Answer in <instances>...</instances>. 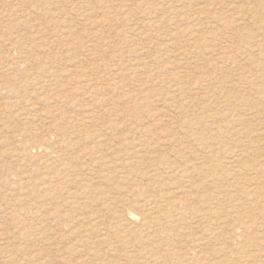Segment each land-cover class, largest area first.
<instances>
[{
    "label": "rangeland",
    "instance_id": "374dc122",
    "mask_svg": "<svg viewBox=\"0 0 264 264\" xmlns=\"http://www.w3.org/2000/svg\"><path fill=\"white\" fill-rule=\"evenodd\" d=\"M263 34L264 0H0V264H264Z\"/></svg>",
    "mask_w": 264,
    "mask_h": 264
},
{
    "label": "bare ground",
    "instance_id": "6f19581e",
    "mask_svg": "<svg viewBox=\"0 0 264 264\" xmlns=\"http://www.w3.org/2000/svg\"><path fill=\"white\" fill-rule=\"evenodd\" d=\"M235 21V20H234ZM157 22V21H156ZM233 23H235V22H233ZM238 23V22H237ZM235 25H236V23H235ZM240 25V24H239ZM213 30V29H212ZM139 35H141V34H139ZM264 35V34H263ZM251 38L252 39H255V38H257V36H258V34H254V33H251ZM224 39L227 41V42H232L231 41V37H230V39H226L225 37H224ZM262 39V38H261ZM261 39H259V40H261ZM255 40H257V39H255ZM254 41V40H253ZM225 48V47H224ZM233 48V47H232ZM232 48H230V50L232 49ZM249 50V49H248ZM233 51V50H232ZM231 51V52H232ZM234 51H235V49H234ZM230 52V53H231ZM245 52V51H244ZM242 53H240V55H241ZM183 55V54H182ZM239 55V54H238ZM145 58V57H144ZM223 58V57H222ZM234 59V58H233ZM159 60V59H158ZM223 60V59H222ZM159 63V62H158ZM165 67V66H164ZM263 68V67H262ZM160 69H162V70H165L164 68H160ZM168 69H171V68H168ZM167 70V69H166ZM199 72V71H198ZM159 73H160V71H159ZM251 73V72H250ZM165 74H167L166 72H165ZM165 74H163L164 76H166ZM155 75H156V73H155ZM154 75V76H155ZM205 75V74H204ZM250 75H252V76H254L253 74H250ZM150 76H152V75H150ZM198 76V75H197ZM169 77V76H168ZM175 77V76H174ZM155 78V77H154ZM165 78V77H164ZM173 78V77H172ZM179 78V77H178ZM256 78V77H255ZM264 78V77H263ZM153 79V78H152ZM172 82V81H174V79H172V80H169V82ZM163 82V81H162ZM175 82H177V79H176V81ZM180 82V81H179ZM184 82H185V80H184ZM184 82H183V84H184ZM186 82H187V80H186ZM188 82H190V81H188ZM193 82H194V80H193ZM264 82V81H263ZM178 83V82H177ZM179 84V83H178ZM199 84V83H198ZM256 84V83H255ZM254 84V85H255ZM164 85V84H163ZM174 85V84H173ZM263 85V84H262ZM176 86H178V85H176ZM258 86V85H257ZM184 87V86H183ZM187 87H189V86H187ZM159 88H162L161 86L159 87ZM190 89V88H189ZM220 88H218V90H219ZM222 89V88H221ZM183 90H185V89H183ZM218 90H217V92H218ZM264 90V89H263ZM263 90H261V91H263ZM186 91H187V89H186ZM261 91L259 90V92H260V94H261ZM189 92H191V89H190V91ZM193 94V93H192ZM220 94V93H219ZM241 94V93H240ZM264 94V93H263ZM262 95V94H261ZM264 96V95H263ZM217 97V96H216ZM215 97V98H216ZM247 97V96H246ZM208 98V97H207ZM203 99H206V98H204L203 97ZM209 99V98H208ZM225 99V98H224ZM230 99V98H229ZM228 99V100H229ZM262 100V99H261ZM264 100V99H263ZM188 101V100H187ZM213 101V100H212ZM226 101V100H225ZM230 101V100H229ZM194 102V101H193ZM202 102V101H201ZM206 102H208V100L206 101ZM215 102V101H214ZM218 102V101H217ZM216 102V103H217ZM227 102V101H226ZM264 102V101H263ZM220 103V102H219ZM218 103V104H219ZM244 103V102H243ZM170 105V104H169ZM168 105V106H169ZM227 105V104H226ZM240 105V104H239ZM253 105H254V102H253ZM255 106V105H254ZM257 106V105H256ZM164 107H167L166 105L164 106ZM164 107H163V109H164ZM241 108V107H240ZM250 108V107H249ZM163 109H161V110H157L156 112H155V116L156 117H162V116H166L167 115V113L169 112H167V109L166 110H163ZM169 109V108H168ZM179 109V108H178ZM180 109H181V107H180ZM252 109V108H251ZM250 109V110H251ZM255 109V108H254ZM242 110V109H241ZM253 111V110H252ZM107 114V113H106ZM252 114V113H251ZM232 116V115H231ZM241 116V115H240ZM253 117V116H252ZM255 117H257V116H254V118ZM235 119V118H234ZM237 119V118H236ZM241 120H239V122H240ZM235 123V122H234ZM217 124V123H216ZM236 124V123H235ZM235 124L233 125V126H235ZM240 124V123H239ZM245 125V124H244ZM246 126V125H245ZM239 127V126H238ZM240 128V127H239ZM220 129V128H219ZM232 129V128H231ZM254 129V128H253ZM222 130V129H221ZM247 130V129H246ZM245 130V131H246ZM260 130V129H259ZM219 131V130H218ZM234 131V130H233ZM173 132V131H172ZM212 132V131H211ZM213 132H214V130H213ZM256 132H258V131H256ZM169 133V132H168ZM166 134V133H165ZM186 134V133H185ZM234 134V133H233ZM241 134H245L244 132H241ZM169 135H170V133H169ZM221 135V134H220ZM246 135V134H245ZM249 135V134H248ZM247 135V136H248ZM194 136V135H193ZM244 136V135H243ZM256 136V135H255ZM171 137V136H170ZM172 137H173V135H172ZM187 137V134L185 135V138ZM220 138V137H219ZM255 138V137H254ZM164 139V138H163ZM169 139V138H168ZM161 140V139H160ZM244 140V139H243ZM228 141V140H227ZM235 141V140H234ZM238 141V140H237ZM236 141V142H237ZM253 141V140H252ZM219 142V141H218ZM245 142V141H244ZM243 142V143H244ZM257 142V141H256ZM223 143V142H222ZM233 143V142H232ZM241 143V142H240ZM255 143V142H254ZM195 145V144H194ZM221 146V145H220ZM261 146H263L262 147V149H264V143L261 145ZM166 147V146H165ZM169 147V146H168ZM251 148H253V147H251ZM259 149V148H258ZM237 150V149H236ZM252 150V149H251ZM254 150H256V149H254ZM238 151H239V149H238ZM243 156V155H242ZM241 156V158H243ZM260 156H261V154H260ZM259 156V157H260ZM239 157V156H238ZM254 157V156H253ZM233 158V157H232ZM237 158V157H236ZM256 158V157H255ZM159 160H162V157H160L159 156V158H158ZM238 160H239V158H238ZM241 160V159H240ZM259 160V159H258ZM242 161V160H241ZM236 162H237V160H236ZM245 163V162H244ZM246 164H248V163H246ZM243 169V170H246V171H253V174L256 176V178H262V177H264V169H263V167L262 166H256V165H251V166H243V167H241L240 166V169ZM242 174V173H241ZM244 176V175H243ZM242 176V177H243ZM192 177V176H191ZM246 178H247V175L245 176ZM244 177V178H245ZM250 177V176H249ZM254 177V176H253ZM188 179V178H187ZM242 181V180H241ZM247 185V187H248V185L249 184H246ZM245 185V186H246ZM229 186H227V188H228ZM244 187V186H243ZM237 188V187H236ZM250 188V187H249ZM258 189V188H257ZM239 190V189H238ZM249 190H251V188L249 189ZM254 193H253V195H258V194H260L259 193V191L258 190H255V191H253ZM227 193V192H226ZM230 193V192H229ZM263 193V192H262ZM235 194V193H234ZM237 194V193H236ZM226 196V195H225ZM263 201H264V199L263 198H261ZM237 200V199H236ZM229 201H230V199H229ZM233 201V200H232ZM234 202V201H233ZM264 213V212H263ZM131 214V213H130ZM179 218V217H178ZM144 223V222H143ZM146 223V222H145ZM220 226V225H219ZM255 226V225H254ZM258 231H259V229H258ZM256 241H258V240H256ZM263 250V249H262ZM262 252V251H261ZM260 252V253H261Z\"/></svg>",
    "mask_w": 264,
    "mask_h": 264
}]
</instances>
